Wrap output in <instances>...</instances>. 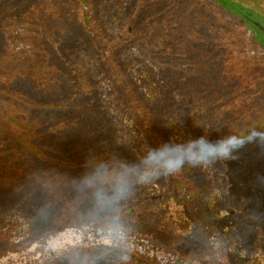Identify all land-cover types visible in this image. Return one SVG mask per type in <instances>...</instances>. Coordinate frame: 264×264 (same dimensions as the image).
Returning <instances> with one entry per match:
<instances>
[{
	"label": "rangeland",
	"instance_id": "374dc122",
	"mask_svg": "<svg viewBox=\"0 0 264 264\" xmlns=\"http://www.w3.org/2000/svg\"><path fill=\"white\" fill-rule=\"evenodd\" d=\"M229 1L264 24V0ZM0 105V254L115 221L198 264H264V52L212 0H0ZM201 135L252 138L175 173L146 160Z\"/></svg>",
	"mask_w": 264,
	"mask_h": 264
},
{
	"label": "trees",
	"instance_id": "16d2710c",
	"mask_svg": "<svg viewBox=\"0 0 264 264\" xmlns=\"http://www.w3.org/2000/svg\"><path fill=\"white\" fill-rule=\"evenodd\" d=\"M212 1L242 21L251 31L257 47L264 52V36L259 28L250 22H258L264 27V24L259 21L260 19L258 20L259 16L236 2L229 0ZM82 10L84 12V7ZM82 22L87 26L88 18L82 15ZM3 133L15 138V134L13 135L8 129H4ZM181 189L185 191V189ZM186 198L191 197L188 195ZM107 228L89 223L64 225L43 234L24 247L0 254V264H49L64 255L89 249L126 250L156 264H198L177 252L153 243L147 238L124 230L109 234ZM210 242L212 245H216L212 233ZM212 249L215 251L214 248ZM205 264L223 263L211 258Z\"/></svg>",
	"mask_w": 264,
	"mask_h": 264
},
{
	"label": "clouds",
	"instance_id": "9594fccd",
	"mask_svg": "<svg viewBox=\"0 0 264 264\" xmlns=\"http://www.w3.org/2000/svg\"><path fill=\"white\" fill-rule=\"evenodd\" d=\"M234 140L232 138H222L210 141L207 136L201 135L198 138L190 139L184 143L165 142L157 148L149 150L146 157L147 161L154 162L157 166L164 167L168 172H178L185 163L191 165L207 164L217 157H226L236 143H244L247 139ZM162 162V163H161ZM140 177L141 182L146 180L147 175ZM116 197L119 198L126 194L127 189L123 182L116 186ZM119 224L115 221L108 222L107 231L109 234L116 233L119 230Z\"/></svg>",
	"mask_w": 264,
	"mask_h": 264
},
{
	"label": "flooded vegetation",
	"instance_id": "af4514ba",
	"mask_svg": "<svg viewBox=\"0 0 264 264\" xmlns=\"http://www.w3.org/2000/svg\"><path fill=\"white\" fill-rule=\"evenodd\" d=\"M259 28V30H260V32H261V34L264 36V27H258Z\"/></svg>",
	"mask_w": 264,
	"mask_h": 264
},
{
	"label": "water",
	"instance_id": "95a60500",
	"mask_svg": "<svg viewBox=\"0 0 264 264\" xmlns=\"http://www.w3.org/2000/svg\"><path fill=\"white\" fill-rule=\"evenodd\" d=\"M252 24H254L257 27H261V25L258 22L250 21Z\"/></svg>",
	"mask_w": 264,
	"mask_h": 264
}]
</instances>
